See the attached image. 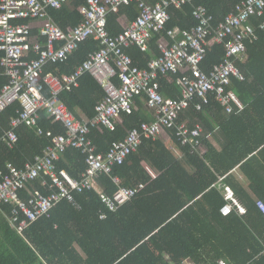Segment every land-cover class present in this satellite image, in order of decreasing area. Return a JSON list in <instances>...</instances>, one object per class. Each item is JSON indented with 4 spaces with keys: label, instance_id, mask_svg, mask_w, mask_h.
I'll list each match as a JSON object with an SVG mask.
<instances>
[{
    "label": "trees",
    "instance_id": "1",
    "mask_svg": "<svg viewBox=\"0 0 264 264\" xmlns=\"http://www.w3.org/2000/svg\"><path fill=\"white\" fill-rule=\"evenodd\" d=\"M242 1L197 0V4L205 5L218 24ZM86 5L87 0H71L62 9L49 12L65 30L80 24V10ZM121 13L131 21L138 17L135 4L122 7ZM170 15L168 30H188L196 25L190 5L182 9L171 8ZM253 23L255 27L260 24L254 18ZM123 30L119 16L111 13L108 16L109 33L118 36ZM36 31L33 35L39 33ZM257 33V40L247 41V60L239 64L247 79L243 82L233 79L235 92L246 108L239 112L235 106L229 115L215 97L202 111L196 109L197 101L191 103L181 113L177 124L187 123L191 129L199 123L203 125L202 150L197 153H192L190 145L179 140L175 129L168 130L193 171L190 172L162 140L145 139L137 153L123 165L115 166L110 175H102L97 182L109 196L121 186L145 185L136 198L116 212L110 211L102 202L100 192L91 189L75 193L80 209L62 200L53 208L50 218H40L20 234L9 220L13 204H3L0 206V264H187V261L192 264H219V261L264 264V213L259 208V202L264 203V192L251 183L252 197L236 184L231 173L240 166L252 182L253 177L264 181V31L259 29ZM166 36V32L155 35L151 42L152 52L144 53L136 46L125 51L144 68L149 58L160 55L158 43ZM99 48V42L90 38L79 45L66 63L50 64L44 69L45 73L72 74ZM225 54L224 46H213L203 68L209 71L213 65L222 62ZM3 55L0 52V63ZM178 77H163L160 81L162 93L178 98L181 95L176 84ZM114 81L120 84L118 77ZM6 83L7 79L0 75V90ZM104 96L103 88L90 75L84 76L78 88L61 94L62 101L78 119L82 116L93 119L96 106ZM19 109L20 105L16 104L0 114V140L10 129L11 119L17 116ZM40 116L39 127L45 133H66L63 124L54 123L46 110H42ZM122 118L123 124H118L114 131L92 130L90 137L99 153H107L113 143L123 141L130 130L145 122L138 110L124 114ZM217 132L224 139L222 151H218L208 138L209 134ZM17 134L19 140L14 149H0V169L6 168L8 163L24 168L52 144V137L39 136L26 126L20 127ZM144 164L157 174L156 178ZM57 168L79 180L87 170L86 156L81 150L69 148L57 161ZM115 178L119 183L114 181ZM221 178L247 207L245 215H239L236 210L228 216L221 213L228 204L220 186ZM47 180L49 182V178L43 176L29 182L20 190V199L28 200L37 191L47 194L43 186V181ZM104 213L107 217L101 219Z\"/></svg>",
    "mask_w": 264,
    "mask_h": 264
},
{
    "label": "built area",
    "instance_id": "2",
    "mask_svg": "<svg viewBox=\"0 0 264 264\" xmlns=\"http://www.w3.org/2000/svg\"><path fill=\"white\" fill-rule=\"evenodd\" d=\"M71 0H0V52L3 72L7 83L0 90V114L18 104L17 116L11 119L10 129L0 140V149H14L18 143L17 130L26 126L39 136L52 137L34 162L24 168L8 163L0 169V206L13 204L10 223L22 234L32 223L43 217H51V211L62 200H67L80 209L75 193L96 189L99 178L110 175L115 166L123 165L137 153L145 139H158L168 130L191 152L202 150L204 129L201 125L193 129L187 123L177 124L181 113L194 103L198 111L210 105L212 97L231 115L235 106L242 112L246 106L234 89V81L247 79L239 67L247 60V41L258 39L257 31H264V0H244L236 10L218 24L205 5L197 0H161L155 4L148 0H87L80 10L82 21L76 27L62 29L53 19L50 10H60ZM135 4L139 15L118 36L108 31V16L120 14L121 8ZM192 6L196 25L188 30H168L171 8ZM253 18L260 24L255 27ZM28 21V23H18ZM34 23H40L39 34L33 35ZM166 32L159 43L160 55H154L146 67L134 62L125 51L131 46L145 52L151 49L156 34ZM94 38L99 42L98 51L89 54L74 73L57 76L45 73L50 64H64L79 45ZM171 41V42H170ZM224 46L225 57L209 71L203 68L208 51L213 46ZM34 55L36 58H31ZM90 75L104 90L105 96L96 106L93 119H78L62 101L61 94L80 86L84 76ZM178 75L176 84L181 95L172 98L161 91L160 81ZM119 78L120 84L114 81ZM144 97L147 108L153 113V121L142 122L130 130L127 137L115 142L107 153H99L91 133L93 129L114 131L122 123L124 114L136 110L137 99ZM46 110L53 122L62 123L65 134L53 135L39 127L40 113ZM238 112V113H239ZM69 148L81 150L86 156L87 170L80 179L72 178L65 171H58L57 161ZM148 172L153 173L146 164ZM47 194L34 193L28 200L19 197L20 190L40 177ZM114 181L119 183L118 178ZM145 188L120 187L109 196L100 192L102 202L110 211L116 212L131 202ZM232 193L227 188L228 204L221 209L224 216L233 210L241 216L243 209L232 204ZM264 213V203L259 202ZM106 214L101 215L105 219ZM219 264H227L219 261Z\"/></svg>",
    "mask_w": 264,
    "mask_h": 264
},
{
    "label": "crops",
    "instance_id": "3",
    "mask_svg": "<svg viewBox=\"0 0 264 264\" xmlns=\"http://www.w3.org/2000/svg\"><path fill=\"white\" fill-rule=\"evenodd\" d=\"M150 3L155 4L157 2H160L161 0H157L156 2H152V0H148ZM136 6V5H135ZM136 10L138 11V8L136 6ZM119 16V22L122 25V28L124 29L126 26H128L131 22V19L120 12V14H117ZM138 15H139V11H138ZM39 25L40 23H34L33 26L35 27L33 29V31L37 30L36 32H39ZM70 28V27H69ZM39 34V33H38ZM36 34V35H38ZM141 51V50H140ZM143 52V51H142ZM145 52H152V49L145 51ZM144 52V53H145ZM154 56V55H153ZM152 56V57H153ZM151 57V58H152ZM149 58V60L151 59ZM148 60V61H149ZM147 61V64H148ZM147 66V65H146ZM89 80V79H88ZM88 80H85L86 83L89 82ZM89 85V84H88ZM90 86V85H89ZM91 87V86H90ZM93 88V87H91ZM138 100L141 102V105H139L138 101H137V105H136V110H138L142 117L145 119V122H151L153 121V113L147 108L146 106V100L144 97H140L138 98ZM83 115V114H81ZM80 119H88L85 116H82ZM123 121V118H122ZM123 124L122 123H118ZM116 124V126L118 125ZM197 125H201L202 128L204 129L203 125L201 123L197 124ZM196 125V126H197ZM106 129V128H105ZM109 130V129H108ZM204 134H205V129H204ZM48 137V136H47ZM209 140L211 141V143L217 148L218 151H222L223 145H224V139L223 137L217 132L215 134H209L208 135ZM158 139L162 140L167 146L168 148L173 152V154L182 162H184V164L186 165L187 169L191 172L193 171V167L189 165L187 158L185 157L183 151L181 150V148L178 147V145L174 142V140L172 139L171 135L168 133V131L166 133H164L162 136H160ZM203 153H205L207 151L206 147L203 148ZM242 166V165H241ZM149 168V167H148ZM243 167H236L231 173L235 178L236 184H238L244 191H246L247 193H249L252 197H254V193L252 192V189L250 187V184L253 183L256 187H258L261 192H264V181L263 179H261L260 177H253V182L249 179V177L245 174V172L242 170ZM225 182V185H224ZM220 186L223 187V193L224 195L226 194V189L228 188L231 193H232V198L235 197L237 199V201L240 203L239 208L243 209L244 212L246 211L247 207L241 202V200L239 199L238 196H236V194L233 192V190L230 188L229 185H227L226 181H224V178L220 179ZM96 191L101 192L103 191L99 185H96ZM232 204H234L232 202ZM235 205V204H234ZM238 206V205H237ZM106 214V213H104ZM107 215V214H106ZM187 264H192L191 262L187 261Z\"/></svg>",
    "mask_w": 264,
    "mask_h": 264
},
{
    "label": "bare ground",
    "instance_id": "4",
    "mask_svg": "<svg viewBox=\"0 0 264 264\" xmlns=\"http://www.w3.org/2000/svg\"><path fill=\"white\" fill-rule=\"evenodd\" d=\"M232 202L235 204V205H240V203L237 201V199L235 197L232 198Z\"/></svg>",
    "mask_w": 264,
    "mask_h": 264
}]
</instances>
